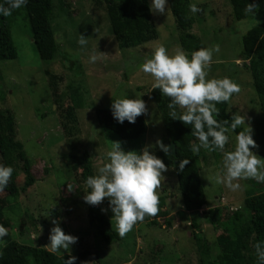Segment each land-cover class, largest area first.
I'll list each match as a JSON object with an SVG mask.
<instances>
[{"label":"rangeland","instance_id":"rangeland-1","mask_svg":"<svg viewBox=\"0 0 264 264\" xmlns=\"http://www.w3.org/2000/svg\"><path fill=\"white\" fill-rule=\"evenodd\" d=\"M260 1L256 13L236 20L230 0H190L195 22L189 31L205 44L200 56L181 47L183 31L168 0H149L157 37L125 49L105 3L54 0L52 25L60 51L50 62L40 58L26 12L17 9L10 19L18 57L0 61V111L15 116L34 183L25 187L28 170L18 154L13 179L0 152V245L16 239L74 255L80 264H204L202 258L213 263L228 235L200 220L202 212L220 207L228 219L247 196L264 191V118L250 60L242 54L243 36L264 21ZM160 84L185 89L178 101L185 114L200 106L204 91L223 89L236 123L250 136L244 140L228 129L225 145L216 151L196 139L207 195L199 213L185 208L174 167L160 170L152 162L151 154L168 142L152 92ZM70 107L74 117L67 115ZM99 107L141 111L145 133L121 138L98 121ZM86 150L94 160L91 184L81 181L70 161ZM89 185L111 226L121 232L118 241L107 244L90 223ZM157 196L166 197L168 215L158 226L139 221L138 208L147 210ZM246 253H256L253 238Z\"/></svg>","mask_w":264,"mask_h":264},{"label":"trees","instance_id":"trees-1","mask_svg":"<svg viewBox=\"0 0 264 264\" xmlns=\"http://www.w3.org/2000/svg\"><path fill=\"white\" fill-rule=\"evenodd\" d=\"M105 3L112 31L121 48L141 45L157 37V29L152 21L149 0H98ZM171 12L183 33L179 36L181 47L197 55L206 53L202 38L189 30L195 19L191 14L190 0H168ZM236 20H242L261 7L260 0H230ZM19 8L24 9L30 24L31 36L35 48L44 61H53L60 51L52 25L54 0H0V61L15 59L18 50L11 32V15ZM242 54L250 60V71L254 90L259 98L264 118V21L251 28L243 36ZM168 142L176 143V155H170L161 149L151 154L157 169L164 170L173 166L178 179L184 206L187 210L198 212L207 204V195L200 174L201 152L195 149L197 138L205 140L210 150L216 151L227 141V130L231 129L244 140L250 136L236 123L235 113L230 110V94L214 86L202 93L200 106L190 112L182 113L178 107L184 88L172 89L165 84L156 85L153 90ZM72 107L67 110L73 116ZM98 121L107 129L117 133L123 139H138L146 131V121L139 110L122 108H98ZM67 116V117H68ZM64 128L69 125L64 122ZM0 152L13 179L18 176L14 165L16 154L24 161L28 170L25 187L33 182L30 158L23 143L17 139L16 119L11 111H0ZM70 161L74 170L79 172L81 181L91 184L95 180L94 160L90 151L72 154ZM88 217L91 224L98 227L99 235L111 244L121 238V232L111 226L102 207L97 204L96 194L88 187L86 194ZM166 197L157 196L151 200L147 210L139 207L136 217L139 221H148L159 225V219L168 215L165 208ZM221 228L228 235L227 242L211 264H264V191L247 196L243 206L234 210L228 219H223L220 207L202 212V218ZM0 214V226H3ZM253 238L254 256L247 255L249 240ZM203 253L206 246H202ZM30 257L33 262H31ZM208 264L206 258H202ZM0 264H80L71 254L58 255L44 247H33L27 243L12 239L2 247L0 245Z\"/></svg>","mask_w":264,"mask_h":264},{"label":"water","instance_id":"water-1","mask_svg":"<svg viewBox=\"0 0 264 264\" xmlns=\"http://www.w3.org/2000/svg\"><path fill=\"white\" fill-rule=\"evenodd\" d=\"M161 149L168 152L170 155H176V143L175 142H164L161 145Z\"/></svg>","mask_w":264,"mask_h":264}]
</instances>
